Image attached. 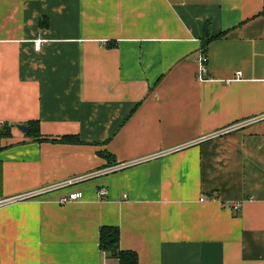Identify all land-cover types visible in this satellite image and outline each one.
Instances as JSON below:
<instances>
[{
	"label": "crops",
	"instance_id": "0c3cea01",
	"mask_svg": "<svg viewBox=\"0 0 264 264\" xmlns=\"http://www.w3.org/2000/svg\"><path fill=\"white\" fill-rule=\"evenodd\" d=\"M3 129L0 201L94 175L2 203L0 264H118L103 225L138 264H264V0H0Z\"/></svg>",
	"mask_w": 264,
	"mask_h": 264
},
{
	"label": "trees",
	"instance_id": "16d2710c",
	"mask_svg": "<svg viewBox=\"0 0 264 264\" xmlns=\"http://www.w3.org/2000/svg\"><path fill=\"white\" fill-rule=\"evenodd\" d=\"M220 36H211L206 33L203 39V47H207L208 44ZM27 135L29 137L41 136L38 121L28 122ZM6 134V129L0 131V137ZM55 140V139H54ZM63 143H79L81 142L80 137L76 135H66L59 139ZM102 155L107 157L109 160L114 158L112 153L109 151L101 152ZM100 248L107 257L114 258L118 264H138L139 256L137 252L132 250H125L120 247V228L117 225H103L100 228Z\"/></svg>",
	"mask_w": 264,
	"mask_h": 264
},
{
	"label": "built area",
	"instance_id": "2783aa9c",
	"mask_svg": "<svg viewBox=\"0 0 264 264\" xmlns=\"http://www.w3.org/2000/svg\"><path fill=\"white\" fill-rule=\"evenodd\" d=\"M41 43H42L41 39H38L36 41L35 46L37 49H39ZM199 61L201 62V67L199 70V76L203 77L204 74H206L208 72V56L206 54H201ZM237 74H241V73L238 72ZM123 167H124L123 164L122 165H114V166L109 167L108 169L101 170L96 174L97 175H104L106 173H110V172L119 170ZM93 175L94 174L88 175V176H82V177H74V178H71V179L64 181L62 183L43 187V188H41L35 192H31V193H28L25 195L14 196V197H11L9 199L0 201V205L2 203H9V202H14V201L19 200V199H24V198H28V197H32V196L42 195V194H45V193H48V192H51L54 190H58V189H61L64 187H70V186L76 185L77 183L83 182L84 180L88 179L89 177H92ZM107 193H108V190H107L105 185H100L98 187V191H97L98 198L103 199L107 195ZM83 195H84L83 191H81V190H71L69 193L62 196L60 198L59 202L62 204H65L68 202L77 201V200H80L83 197ZM228 206L234 210H238V209H240L241 204L240 203H232Z\"/></svg>",
	"mask_w": 264,
	"mask_h": 264
},
{
	"label": "water",
	"instance_id": "95a60500",
	"mask_svg": "<svg viewBox=\"0 0 264 264\" xmlns=\"http://www.w3.org/2000/svg\"><path fill=\"white\" fill-rule=\"evenodd\" d=\"M18 127H19L20 130H22L24 132H27V130H28V125H22V124H20V125H18Z\"/></svg>",
	"mask_w": 264,
	"mask_h": 264
}]
</instances>
